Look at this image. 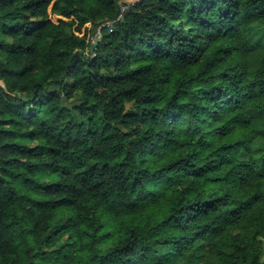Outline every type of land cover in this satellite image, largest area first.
Listing matches in <instances>:
<instances>
[{
    "label": "trees",
    "instance_id": "obj_1",
    "mask_svg": "<svg viewBox=\"0 0 264 264\" xmlns=\"http://www.w3.org/2000/svg\"><path fill=\"white\" fill-rule=\"evenodd\" d=\"M120 2L0 0V264H137L154 245L166 249L154 264H264V29L245 38L235 0H141L92 48L88 31L117 19ZM213 69L240 90L202 89L210 132L182 129L171 109L185 75L207 82ZM169 93V110L157 107ZM73 147L115 154L85 176L160 157L152 174L167 186L144 206L103 180L76 188L57 162Z\"/></svg>",
    "mask_w": 264,
    "mask_h": 264
},
{
    "label": "clouds",
    "instance_id": "obj_2",
    "mask_svg": "<svg viewBox=\"0 0 264 264\" xmlns=\"http://www.w3.org/2000/svg\"><path fill=\"white\" fill-rule=\"evenodd\" d=\"M264 10V0H235V11L237 13L234 23L238 26L239 24H244L245 38L249 32L255 33L257 29H264V20H258L255 23H248L253 17L260 15ZM220 27H223L221 22ZM191 35L195 36L196 33L193 32ZM199 44L208 43L207 34L200 33V36L195 41ZM254 43V40L252 41ZM250 46V45H249ZM187 47V46H185ZM167 64V62H165ZM164 67V65H161ZM172 65H168L165 70L170 72ZM222 69H213L210 70L207 74L208 77H211L210 80L206 77H200L195 72H190L185 75V83L180 85L182 91L181 95L175 101V107L172 108V111H178L181 113L180 126L182 129H187L189 125L191 127H202L206 132H210L208 129L207 121L209 120V112L204 111L213 110V104L209 101V98L204 95L201 91L202 89L212 88L214 85H220L222 88L226 89L225 98L229 95H233L235 91H239L236 85L233 83L232 78L228 80H221L218 77V71ZM99 71V70H97ZM107 71V70H104ZM238 71H245L242 66ZM193 77H196L195 79ZM190 81V83L188 82ZM249 83V81H245ZM260 86L253 85L250 88H244V91L252 92L253 90L258 91ZM186 90V92L184 91ZM97 91H103V89H97ZM169 100H171V94L169 93L163 101L157 105L165 110H169ZM127 104V101L125 102ZM162 115V114H161ZM204 121L205 123H201ZM115 123V121H114ZM135 125H133L134 127ZM130 130V129H129ZM205 139L214 140V136L209 134L205 136ZM119 141L113 142L118 143ZM53 146L62 147V145H57L53 142ZM127 151V149H125ZM111 148L108 147L105 150V155L97 159H93L89 155H81V149L71 148L64 149L61 157L57 162H62L66 167L71 169V175L66 178V183L76 187V188H91L93 184L98 183L100 180L104 181L102 185L103 189L113 196L118 197L123 201H131L135 198L138 205L144 206L150 204L156 197L163 192L164 188L167 186L165 181L166 177L157 173L153 175V171L159 168L162 165L160 157H148L147 164H140V160L144 159L143 157H136L134 160L129 162L130 166L127 169V172H124L122 169L109 168L105 171L104 175H100V170L105 162L114 164L115 161L110 157L113 156ZM122 158V157H121ZM98 162L100 164V170H98L95 176H85V169L90 168L91 163ZM140 168H145L147 171L140 173L138 177V183L135 187L132 184L133 180L137 179L136 170ZM123 173V174H122ZM82 181V183H78ZM102 220L96 221V223H102ZM77 235L74 237L79 240L82 233L77 230ZM87 242L81 241V243ZM166 249L160 245H154L153 251L151 253V260H143L141 258V253H137L132 257L133 260L137 261V264H154L155 258L164 252ZM163 264V262H162Z\"/></svg>",
    "mask_w": 264,
    "mask_h": 264
},
{
    "label": "built area",
    "instance_id": "obj_3",
    "mask_svg": "<svg viewBox=\"0 0 264 264\" xmlns=\"http://www.w3.org/2000/svg\"><path fill=\"white\" fill-rule=\"evenodd\" d=\"M127 9H128L127 7H121L122 13L117 19H115V20H104L103 22H101L97 26V28L92 33L89 31L88 43L91 46L97 45L102 40L103 32L105 30H107V31L114 30L116 25L118 24V22L122 21L123 15H124V13L126 12ZM83 35H81V36H83Z\"/></svg>",
    "mask_w": 264,
    "mask_h": 264
},
{
    "label": "rangeland",
    "instance_id": "obj_4",
    "mask_svg": "<svg viewBox=\"0 0 264 264\" xmlns=\"http://www.w3.org/2000/svg\"><path fill=\"white\" fill-rule=\"evenodd\" d=\"M139 2H141V0H121L120 4H121L122 7L131 8V7H134ZM52 19H53L54 22L58 21V18L56 16H52ZM88 34H89V31H88ZM96 46L97 45H94V46H91V47L94 48ZM92 48H90V49H92ZM88 54H89V56L92 55L90 50H88ZM0 60H3V54L2 53H0ZM68 102L70 104L77 105V104H79V99H78V97H76V98H73V99L69 100ZM21 142L23 144H25V145L30 146V147L33 146V144L30 141H28L26 138H23ZM262 260H264V242H263Z\"/></svg>",
    "mask_w": 264,
    "mask_h": 264
}]
</instances>
